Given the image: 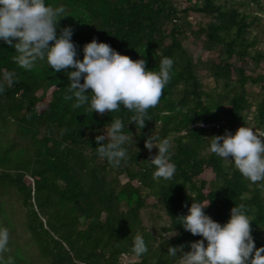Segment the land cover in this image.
<instances>
[{
  "label": "trees",
  "instance_id": "obj_1",
  "mask_svg": "<svg viewBox=\"0 0 264 264\" xmlns=\"http://www.w3.org/2000/svg\"><path fill=\"white\" fill-rule=\"evenodd\" d=\"M49 2L65 6L58 32L73 27L79 58L97 37L134 59L142 54L150 68L171 56L174 71L145 127L129 122L128 158L113 166L98 155L95 137L112 117L127 125L133 113L123 105L103 115L73 107L67 70L56 72L46 59L24 69L14 46L0 40V69L18 76L0 94V226L11 233L5 256L36 264L21 243L20 221L46 264H179L168 245L188 251L201 238L177 217L195 198L211 201L205 211L222 223L235 204L248 205L256 246L264 245L261 182L209 151L212 135L246 123L264 135V0ZM190 37L203 41L208 58L194 60ZM152 132L171 140L173 179L153 178L148 160L158 148L145 146ZM138 232L149 245L142 256L132 251Z\"/></svg>",
  "mask_w": 264,
  "mask_h": 264
},
{
  "label": "clouds",
  "instance_id": "obj_2",
  "mask_svg": "<svg viewBox=\"0 0 264 264\" xmlns=\"http://www.w3.org/2000/svg\"><path fill=\"white\" fill-rule=\"evenodd\" d=\"M66 15L64 5L49 0H0V40L14 46L18 53L15 60L24 69H32L37 61L46 59L56 72L67 70L71 83L66 99L74 100L73 107L87 105L92 113L103 115L123 105L133 113L127 125L121 116L112 117L111 123L104 125L105 131L95 137L100 142L95 147L98 155L119 166L127 160L130 141L134 140L126 127L130 121H135L136 127H145L149 109L160 102L172 78L175 60L165 55L158 69L150 68L142 54L134 59L97 37L84 43L81 59L72 39L73 27L68 25L58 32L59 21ZM17 80L14 71L0 69V94ZM211 137L209 151L231 160L245 177L261 182L259 187L264 188V135L259 129L246 123L234 133L228 129ZM145 146L149 150L158 148L148 160L155 166L153 178L173 179L177 165L171 158L170 138L161 139L152 132ZM210 202L195 198L187 213L177 216L185 230L201 238L190 241L188 251L183 244H169V255L178 258L179 264H264V245L256 246L249 206L235 204L229 219L222 223L205 211ZM176 234L174 229L168 238ZM10 237V229L0 226V264H14L13 256H5ZM132 251L136 256L149 251L142 233L135 235Z\"/></svg>",
  "mask_w": 264,
  "mask_h": 264
},
{
  "label": "rangeland",
  "instance_id": "obj_3",
  "mask_svg": "<svg viewBox=\"0 0 264 264\" xmlns=\"http://www.w3.org/2000/svg\"><path fill=\"white\" fill-rule=\"evenodd\" d=\"M194 19V18H193ZM196 19H199V17H196ZM185 44L189 48L190 52L192 53L194 60L199 61L201 59H206L209 56V52L204 48L203 41L201 39L195 40L192 37L185 39ZM264 43L260 45V47H263ZM264 71V66L262 68ZM19 215L18 217L21 219ZM18 218V219H19ZM19 232L21 234V243L27 244V251L28 258L33 261V263L36 264H46L43 261H39L38 252L35 246L30 243V234L26 230L25 226L22 222H18Z\"/></svg>",
  "mask_w": 264,
  "mask_h": 264
},
{
  "label": "built area",
  "instance_id": "obj_4",
  "mask_svg": "<svg viewBox=\"0 0 264 264\" xmlns=\"http://www.w3.org/2000/svg\"><path fill=\"white\" fill-rule=\"evenodd\" d=\"M212 125H214V123H212ZM216 126H218V125H216Z\"/></svg>",
  "mask_w": 264,
  "mask_h": 264
}]
</instances>
